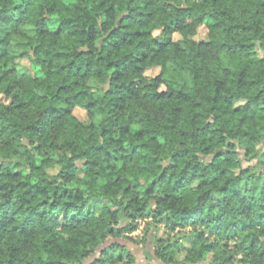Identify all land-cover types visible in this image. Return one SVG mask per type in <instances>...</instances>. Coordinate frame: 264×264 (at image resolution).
Listing matches in <instances>:
<instances>
[{"label":"trees","instance_id":"obj_1","mask_svg":"<svg viewBox=\"0 0 264 264\" xmlns=\"http://www.w3.org/2000/svg\"><path fill=\"white\" fill-rule=\"evenodd\" d=\"M140 219L182 233L160 264H264V0H0V264H88Z\"/></svg>","mask_w":264,"mask_h":264},{"label":"rangeland","instance_id":"obj_2","mask_svg":"<svg viewBox=\"0 0 264 264\" xmlns=\"http://www.w3.org/2000/svg\"><path fill=\"white\" fill-rule=\"evenodd\" d=\"M197 41H207L208 39V30L206 27H201L198 31L197 36L195 37ZM175 42H181L182 38L179 35H175L174 37ZM25 69L29 70L30 63L28 60H24L22 62ZM160 73V69H152L150 70L147 75L148 77H155ZM75 115L79 117L81 120H86L87 115L86 112L81 109H76ZM255 163V161L253 162ZM151 222V219H140L137 221V229L132 234H129L128 236L133 239V244L135 246L131 247V250L137 257L140 264H160L159 262L150 259L148 252H153V249L156 247V243L159 239L164 240L165 242H172L173 239H175V236H178L180 234V231H176L171 233L169 229L166 228V225L164 223L157 224L156 226H148V223ZM180 232V233H179ZM182 234V233H181ZM152 236H155V241L151 245L148 241V239ZM186 244V241H185Z\"/></svg>","mask_w":264,"mask_h":264},{"label":"water","instance_id":"obj_3","mask_svg":"<svg viewBox=\"0 0 264 264\" xmlns=\"http://www.w3.org/2000/svg\"><path fill=\"white\" fill-rule=\"evenodd\" d=\"M114 242H118L119 244L121 245H127L129 248H131L132 246H135L133 244H130L128 241H125V240H119V241H113V240H108L103 246L100 247V249L98 250V252L96 253L95 257L99 256L101 254V251L104 250L107 246H109L110 244L114 243ZM95 257L93 258H90L87 263L88 264H91Z\"/></svg>","mask_w":264,"mask_h":264}]
</instances>
